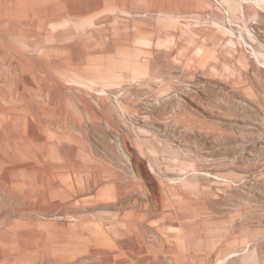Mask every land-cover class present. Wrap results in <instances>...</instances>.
<instances>
[{
  "label": "rangeland",
  "instance_id": "rangeland-1",
  "mask_svg": "<svg viewBox=\"0 0 264 264\" xmlns=\"http://www.w3.org/2000/svg\"><path fill=\"white\" fill-rule=\"evenodd\" d=\"M0 264H264V0H0Z\"/></svg>",
  "mask_w": 264,
  "mask_h": 264
}]
</instances>
